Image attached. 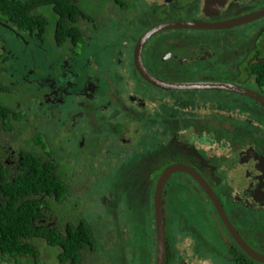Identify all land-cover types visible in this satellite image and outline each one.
I'll list each match as a JSON object with an SVG mask.
<instances>
[{
	"label": "flooded vegetation",
	"instance_id": "obj_1",
	"mask_svg": "<svg viewBox=\"0 0 264 264\" xmlns=\"http://www.w3.org/2000/svg\"><path fill=\"white\" fill-rule=\"evenodd\" d=\"M132 3L149 10L134 11ZM26 6L28 23L0 10V214L28 203L34 232L20 239L34 253L13 257L0 251V260L46 264L51 250L65 264L124 259L116 235L126 225L117 211L98 204V189L85 191L82 170L89 160L93 173L106 178L101 144L116 136L122 147L107 161H114L120 178L128 177L129 190L137 184L145 194L137 226L152 230L147 264L157 260L156 184L174 164L179 168L161 191L164 264H253L242 256L209 196L220 202L231 224L229 212L243 220L264 215V106L231 90L158 88L139 73L135 52L140 51L144 70L160 81H170L162 75H177L178 69L191 72L190 79L173 82L230 84L264 97V14L255 16L264 0H49ZM179 21L197 22L198 28L161 29L144 38L154 27ZM96 34L109 37L100 40ZM157 37L162 40L151 49ZM221 54L230 62L217 73L211 71L214 65L197 69L193 62ZM154 55L160 65H150ZM184 64L190 70L180 67ZM18 85L33 106L21 107L27 96L15 92ZM127 129L135 130L132 139ZM32 157L54 169L24 185L20 179L33 171L26 166ZM186 202L208 221L205 229L181 222L177 209ZM92 207L89 222L83 211ZM235 229L253 249L264 247V218L258 231L247 233L256 247ZM47 235L60 239L52 242ZM212 238L224 246L221 260L199 248L201 243L209 248L205 241ZM68 240L71 248L65 247Z\"/></svg>",
	"mask_w": 264,
	"mask_h": 264
},
{
	"label": "rangeland",
	"instance_id": "obj_2",
	"mask_svg": "<svg viewBox=\"0 0 264 264\" xmlns=\"http://www.w3.org/2000/svg\"><path fill=\"white\" fill-rule=\"evenodd\" d=\"M139 8H144L143 11H148L149 7H140L138 4L132 3V10L136 11ZM97 10L88 7V12H96ZM140 14H142L140 12ZM92 36H94L92 34ZM109 34H96L95 38L97 39H104L108 38ZM162 40V38L157 37L152 41L151 49H155V47L159 44V42ZM216 44H211V49H216ZM226 54H221L218 57H213V60L210 59L200 62L199 60H194L195 65L198 66L197 69L208 67L209 64L214 65L211 67V71L217 73L220 70L227 69V66H229V60H227ZM211 61V62H210ZM201 63V64H197ZM163 64V63H161ZM150 65H160L158 58L156 55L154 57L150 58ZM217 66V67H216ZM184 70H190V66L188 64H184L180 66ZM219 67V68H218ZM57 71V70H56ZM177 75H162V77H165L166 79H169L170 81H181V80H187L190 79L191 72L190 73H182L178 69H176ZM226 73V72H223ZM143 86V85H142ZM25 87H22L20 85L16 88V93L18 92V95H20L23 101L21 102V107L24 106H33L32 100H28L29 95H27L26 92L22 91ZM223 97V96H220ZM262 114H264V110H260ZM129 130V129H127ZM134 131L129 130L128 132V139H132V135ZM123 134H126V129L124 128ZM112 138L115 140H108V138L105 137L104 144H101L103 146V152L105 157V166L103 170L107 172H103L106 178L103 176L101 172H99V176L95 173L94 167L92 166L91 162L88 160H85L82 163V170L85 174V180L87 182L85 186V191L89 193L92 189V186L95 189H98V193L96 195L97 199L100 198V201L98 204H101L102 207L109 208L111 210L117 211V219L120 223L126 225L124 227H121V229H118L116 239H121L120 243L123 245V251L125 254L124 259H119L120 263L118 264H147L149 258L152 256V247L153 244H151V231L149 228L147 229H141L137 226L138 222L143 221L142 214L140 213L142 210H139L143 205L146 204V200L144 199V192L142 189L137 187V184L133 185L132 189L129 190L128 186L131 182H129L128 177L120 178L119 176V168L114 169V161L109 163L108 160H112L118 156L119 149L122 147L120 144L123 142V139H119L116 136H112ZM132 144V142H131ZM130 146V145H129ZM136 152H139L137 150ZM99 158V156H96ZM114 163V164H113ZM170 165H168L165 169H168ZM80 169V168H79ZM114 170V171H113ZM118 170V171H117ZM81 171V170H80ZM82 173V171L80 172ZM97 176V178H96ZM105 182V183H104ZM169 187L171 190H173L174 195L180 194V191L178 190L179 187L176 184H169ZM170 191V190H169ZM168 191V192H169ZM102 199V201H101ZM95 203L96 200L94 201ZM136 202L139 203V205L136 204ZM188 202L181 205V207H178L177 209V215H181L180 220L182 223H186V225L193 224V226L196 228V226H200L199 230L205 229L208 226V221L204 219L203 215H201L198 212H192L188 207L186 206ZM92 206V204L90 205ZM96 206H98L96 204ZM102 207L98 206L100 211H102ZM94 212V209L92 207L91 211H88L85 209L83 211L85 218L89 221L92 217V213ZM230 218L232 224L239 230L240 234L243 236V238L252 244V242L249 240L250 235L247 234L248 230H252L254 228L256 231L261 226L262 220L264 218V215L260 216V219L250 218V219H241L242 217L238 212H229ZM90 222V221H89ZM100 223L102 220L99 221ZM120 228V227H119ZM103 238H106L107 230H103ZM264 235V232H263ZM97 242V241H96ZM205 243L209 244L210 247L207 248L203 245V243L200 244L199 248L202 250V252L209 251L211 253H215V258L218 260L222 259V254L224 252V246L219 245L215 242V239L212 238L211 241L207 240ZM254 247L256 245L252 244ZM150 246V247H149ZM257 249L260 253L264 254V247L260 246ZM92 251V250H91ZM90 251V252H91ZM89 252V253H90ZM50 256L52 257L48 261H46V264H65V262L61 263L59 260L53 258L54 251L51 250ZM101 254V251L98 249L94 257L97 259L98 256ZM151 254V255H150ZM102 256V255H101ZM119 256V255H118ZM110 262H103V261H96V264H108ZM0 264H19L17 261H14L13 259L8 260H0ZM201 264V263H199ZM257 264V263H253Z\"/></svg>",
	"mask_w": 264,
	"mask_h": 264
},
{
	"label": "water",
	"instance_id": "obj_3",
	"mask_svg": "<svg viewBox=\"0 0 264 264\" xmlns=\"http://www.w3.org/2000/svg\"><path fill=\"white\" fill-rule=\"evenodd\" d=\"M263 14H264V8L260 10L258 13H256L255 16H259ZM182 28L195 29V28H198V24L197 22H184V21L163 23L161 26L154 27L153 29L148 31L144 35V38L149 37L151 34H154L161 29H182ZM143 43L144 42L141 41L137 49L141 48ZM135 53H136V65H137V69L139 73L147 82H150L153 85H156L158 88L165 89V90H194V89L231 90L235 93L249 96L255 99L256 101H258L262 106H264V97L259 96L258 94L252 91H249L247 89L240 88L237 86H232L230 84L219 85V84H215L212 82H197V81L196 82H173V81H160L159 79H155L144 70V67L140 59V51H136ZM177 168H179L177 164L170 165L168 169L164 170L161 178L156 184V190H155V196H154L155 197L154 216H155V222H156L155 234H156V242H157L156 264H164L165 255H166V249H165L166 238H165L164 221H163L162 207H161V191L169 175L172 172L178 170ZM202 186L205 188L203 183H202ZM209 197L212 200V204L216 208V212L223 226L226 228L227 232L230 234L231 238L236 243V245L252 261L259 263V264H264V254L255 251L250 245H248L242 239V237L239 235L235 227L230 223L220 202L216 200V198H213L211 196Z\"/></svg>",
	"mask_w": 264,
	"mask_h": 264
},
{
	"label": "trees",
	"instance_id": "obj_4",
	"mask_svg": "<svg viewBox=\"0 0 264 264\" xmlns=\"http://www.w3.org/2000/svg\"><path fill=\"white\" fill-rule=\"evenodd\" d=\"M42 1L49 0H0V10L3 11V14L11 15V18L13 19L16 17L19 18L20 16L21 19L28 23L32 17L27 13L26 5L39 3ZM75 41H77V38H75L74 42ZM26 166L32 168L33 171L29 172L20 179V181H23L24 185H28V180L32 184L37 176H49L50 172L54 169V165L48 164H45L41 167L39 162L33 157L31 161H26ZM8 194L11 195L10 193ZM14 201L15 198L10 199L9 204L12 205ZM27 204L28 203H24L19 208L10 206L9 208L1 210L3 212L0 214V251H2L4 254L17 257L20 255H26L28 253H34V248L28 244H23L20 239L24 236H29L34 232L29 226L34 214L27 210ZM47 238L52 242L58 241L60 239L52 236L48 237V235ZM66 245L68 248H71V240H68V242L65 244V247ZM235 247L237 246L235 245ZM233 252L236 253L234 250ZM242 256L245 257L247 261L256 263L248 258L243 252Z\"/></svg>",
	"mask_w": 264,
	"mask_h": 264
},
{
	"label": "crops",
	"instance_id": "obj_5",
	"mask_svg": "<svg viewBox=\"0 0 264 264\" xmlns=\"http://www.w3.org/2000/svg\"><path fill=\"white\" fill-rule=\"evenodd\" d=\"M145 214H146V213H145ZM145 229H147V228H145ZM149 229H150V231H152L151 228H149Z\"/></svg>",
	"mask_w": 264,
	"mask_h": 264
}]
</instances>
